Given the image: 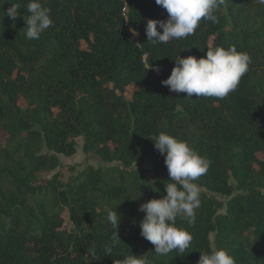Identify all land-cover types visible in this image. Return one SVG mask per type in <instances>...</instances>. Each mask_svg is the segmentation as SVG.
<instances>
[{
    "label": "trees",
    "instance_id": "trees-1",
    "mask_svg": "<svg viewBox=\"0 0 264 264\" xmlns=\"http://www.w3.org/2000/svg\"><path fill=\"white\" fill-rule=\"evenodd\" d=\"M28 2L0 0V264H120L131 254L198 264L221 248L236 264H264V4L225 0L217 23L202 20L187 38L153 44L147 21L168 18L155 0H41L54 24L39 40L25 35ZM12 3L21 6L14 22L3 17ZM216 46L251 56L226 98H189L162 85L177 56L199 58ZM161 132L210 161L194 181L195 223L176 221L192 233L191 246L166 256L140 235L138 210L172 182L150 139ZM78 136L101 163L65 179L58 171L39 177L58 166L57 154L76 151ZM115 209L121 240L106 255Z\"/></svg>",
    "mask_w": 264,
    "mask_h": 264
},
{
    "label": "clouds",
    "instance_id": "clouds-1",
    "mask_svg": "<svg viewBox=\"0 0 264 264\" xmlns=\"http://www.w3.org/2000/svg\"><path fill=\"white\" fill-rule=\"evenodd\" d=\"M155 3L167 11L168 18L147 21V40L153 44H167L170 40L193 35L202 20L217 23L214 12L225 0H155ZM260 3L264 4V0ZM19 9L20 4L12 3L6 12L3 11V17L7 16L14 22L21 16ZM26 11L27 18L22 17L27 26L26 38L39 40L54 24L51 10L43 7L41 0H29ZM158 26L162 31L158 30ZM132 33L133 36L139 35L136 29H132ZM250 64L251 56L247 52L237 51L235 46H216L207 48L206 54L199 58L195 55L177 56L170 75L161 83L170 92L184 93L189 98L224 99L237 89ZM150 139L154 141L155 149L164 156L172 182L165 184L166 195L140 204L138 210L145 213L139 222L140 235L154 245L157 256H166L173 251L183 254L191 246L193 235L188 229L176 225L177 217L186 220L189 226L195 223L196 210L201 206V189L194 181L207 173L210 161L186 141L167 133L161 132ZM107 222L116 230L111 237L112 244L105 247L106 255H111L112 248L121 240L117 230L121 214L118 215L116 209L109 210ZM120 264H152V261L145 254H131L124 257ZM198 264H236V261L226 249L221 248L201 253Z\"/></svg>",
    "mask_w": 264,
    "mask_h": 264
},
{
    "label": "rangeland",
    "instance_id": "rangeland-1",
    "mask_svg": "<svg viewBox=\"0 0 264 264\" xmlns=\"http://www.w3.org/2000/svg\"><path fill=\"white\" fill-rule=\"evenodd\" d=\"M20 103L23 105L22 102ZM81 145H82V138L78 136L76 137V151L71 155H64L61 153L57 154L58 159H59L58 166L54 170L50 171L49 173H40L39 177H50L54 172L58 171L60 173V177L62 179H65L71 173L72 170H79L86 164H91V165L96 166L98 163H101L99 159H97L95 155H93L92 153L83 152L81 149ZM261 155L264 156V152ZM133 166H136V164H133ZM141 167L148 168L149 165L147 161L144 160L141 164ZM230 182L231 183L234 182L232 178L230 179ZM209 194H212L217 199L225 200V198L218 193L210 192ZM209 237H210V240L212 241L213 234L210 233Z\"/></svg>",
    "mask_w": 264,
    "mask_h": 264
},
{
    "label": "built area",
    "instance_id": "built-area-1",
    "mask_svg": "<svg viewBox=\"0 0 264 264\" xmlns=\"http://www.w3.org/2000/svg\"><path fill=\"white\" fill-rule=\"evenodd\" d=\"M131 33H132V31H131ZM133 34V33H132Z\"/></svg>",
    "mask_w": 264,
    "mask_h": 264
}]
</instances>
